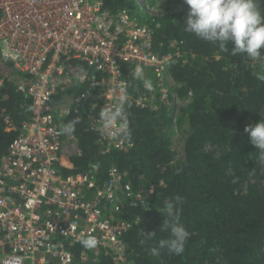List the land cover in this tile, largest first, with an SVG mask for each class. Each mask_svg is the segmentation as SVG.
I'll list each match as a JSON object with an SVG mask.
<instances>
[{"label": "trees", "instance_id": "obj_1", "mask_svg": "<svg viewBox=\"0 0 264 264\" xmlns=\"http://www.w3.org/2000/svg\"><path fill=\"white\" fill-rule=\"evenodd\" d=\"M103 2L113 13L128 10L152 28L154 51L172 55L169 68L179 83L177 93L180 98L191 97L176 118L181 126L188 125L184 156L177 159L172 149L176 122L172 107L159 97L151 100L155 92L134 77L131 65L123 64L128 90L124 118L131 135L120 139L129 143L118 148L105 131L92 126L90 116L99 109V100H88L73 107L65 119L68 125L79 120L73 132L81 154L63 157L60 170L68 175L96 166L97 179L104 183L116 169L123 183L141 194L132 199L122 193L120 210L115 213L116 220L131 225L122 237V259L127 264H264V165L244 132L246 126L264 120V48L261 57L252 61L244 55L232 56L231 44L225 51L186 32L185 3L179 10L157 15L140 7L137 0ZM257 4L264 14V0ZM0 76L4 77L1 161L18 129L32 115V99L27 90L29 74L1 63ZM6 117L16 129L10 128ZM176 196L182 197L175 205L179 221L190 234L185 251L174 255L160 249L154 255L152 249L159 240L170 236L163 225L170 219L167 207L175 204ZM149 232L155 235L149 237ZM85 248L83 243L70 246L77 259ZM96 259L93 264H115L104 250Z\"/></svg>", "mask_w": 264, "mask_h": 264}, {"label": "built area", "instance_id": "obj_2", "mask_svg": "<svg viewBox=\"0 0 264 264\" xmlns=\"http://www.w3.org/2000/svg\"><path fill=\"white\" fill-rule=\"evenodd\" d=\"M137 1L150 12L146 0ZM152 37V28L128 10L113 13L103 0H0V64L30 75L32 99L30 119L0 161V264H93L102 250L115 264H127L122 237L131 225L115 213L122 193L132 199L141 194L116 169L100 183L96 166L65 175L58 165L81 154L65 121L73 107L99 100L90 117L92 126L102 128L101 110L127 96L123 64L134 70L141 65L143 86L147 80L157 93L152 100L170 102L172 55L154 51ZM3 83L0 76V93ZM105 133L118 148L129 143ZM89 237L96 245L77 259L70 246Z\"/></svg>", "mask_w": 264, "mask_h": 264}, {"label": "clouds", "instance_id": "obj_3", "mask_svg": "<svg viewBox=\"0 0 264 264\" xmlns=\"http://www.w3.org/2000/svg\"><path fill=\"white\" fill-rule=\"evenodd\" d=\"M188 6L187 15L184 19L185 31L195 34L203 41L217 44L220 48L228 51L227 45L231 44V55H244L247 59L255 61L262 55L264 48V14L260 11L257 0H184ZM135 78L142 79L144 70L137 65L134 73ZM145 87L151 90V84L145 80ZM127 96L117 97L115 108L102 109L100 120L103 127L100 131H109L115 138L131 135L127 121L124 119V105ZM79 120L71 122L67 130L74 131V126ZM244 132L249 136V142L259 150V163L264 165V120L254 125H248ZM207 150V149H206ZM231 175V171H229ZM175 204H169L167 215L170 218L165 221L163 227L170 231L167 239H160L158 247L153 248L154 255H159L160 249H167L174 255H181L185 251V244L189 238V232L179 221V209L176 204L181 203L182 197L176 196ZM149 237L154 232L147 233ZM87 248H92L97 241L89 237L82 241Z\"/></svg>", "mask_w": 264, "mask_h": 264}, {"label": "rangeland", "instance_id": "obj_4", "mask_svg": "<svg viewBox=\"0 0 264 264\" xmlns=\"http://www.w3.org/2000/svg\"><path fill=\"white\" fill-rule=\"evenodd\" d=\"M147 1V7L150 9V13L152 14H163V13H167L170 11H176L181 9L184 6V1L182 0H146ZM148 77H151L148 74ZM151 82L153 81V78H150ZM177 87H179V83L177 82H172L171 85V98H170V102H167L166 104L172 107V111L173 114L175 115V119L174 121H176V118L178 117V115H180L181 112V108L182 106H186L189 102L190 99L188 97L185 98H180L178 93H177ZM151 97V96H150ZM174 97H178L179 100L181 101L180 103L177 102L176 105L174 102ZM152 100V97H151ZM188 129V125L187 124H182V126L180 125V123H177V121L175 122L174 126H173V131H172V135H173V140H172V149L175 153V157L177 159H182L184 156V143H185V138L186 135L188 133L187 131Z\"/></svg>", "mask_w": 264, "mask_h": 264}]
</instances>
